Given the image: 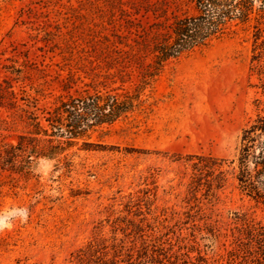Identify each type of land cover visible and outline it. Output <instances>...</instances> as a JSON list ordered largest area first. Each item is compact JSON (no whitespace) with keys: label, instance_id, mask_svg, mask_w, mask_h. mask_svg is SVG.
Returning <instances> with one entry per match:
<instances>
[{"label":"rangeland","instance_id":"rangeland-1","mask_svg":"<svg viewBox=\"0 0 264 264\" xmlns=\"http://www.w3.org/2000/svg\"><path fill=\"white\" fill-rule=\"evenodd\" d=\"M193 11L187 0H0V83L7 79L2 64L11 56L21 63L27 50L25 83L40 91V107L92 94L96 85L130 96L133 108L91 131L90 149H80L79 139L69 172L34 157L29 166L0 168V217L12 225L0 230V264H67L92 239L110 252L113 242L123 244L136 264L145 247L149 264H228L231 234L243 227L231 212L264 229V204L241 193L229 174L206 199L201 182L208 177L196 166L199 156L231 159L242 128L264 112V57L260 73L250 30H239L154 63L155 36ZM38 24L59 28L71 61L39 49L31 30ZM110 34L123 43L107 44ZM9 119L0 106V149L24 131ZM207 230L220 234L217 244L201 239ZM204 243H211L207 251Z\"/></svg>","mask_w":264,"mask_h":264},{"label":"trees","instance_id":"trees-1","mask_svg":"<svg viewBox=\"0 0 264 264\" xmlns=\"http://www.w3.org/2000/svg\"><path fill=\"white\" fill-rule=\"evenodd\" d=\"M187 1L192 4L194 11L175 17L165 27L164 32L155 36L151 46L154 63L161 65L165 60L180 57L214 40L237 34L239 30H250L253 43L251 63L256 62L253 68L263 73V65L259 62L264 57V0ZM30 11L31 9L28 14ZM31 30L33 39L43 43L40 50L53 53L58 50L63 60L73 59L72 46L60 42L59 28L53 30L45 24H38ZM110 36L114 37L113 40H110ZM110 36H103L110 46L116 48V43H123L122 36ZM10 47L13 55L19 53L16 51V45L11 44ZM44 47L47 48L43 49ZM6 49L7 47L3 51ZM119 51L121 60L122 50ZM19 54L23 55L21 63H17L11 56L7 58L10 63L2 64L7 79L4 84L0 83V106L9 111L10 119L4 120V123L9 124V127L11 124H21L24 131L18 135L16 145L8 144V148L0 149V168H12L11 166L19 162L29 166L34 157L53 159L57 170L65 168V171L69 172L72 170L75 155L70 151L71 147L81 139L80 149H90L88 147L93 143L86 138L90 137L91 131L131 113V97L120 99L116 94H103L102 92L110 91H102L94 85L92 94L59 98L52 107H40V91L31 85L27 88L25 83V69L30 62L29 54L27 50ZM14 83H18V86ZM111 148L113 147L108 149ZM96 150H106V147L99 144ZM198 159V170L208 177L207 181L201 182L206 199L215 197L216 191L224 185L226 175L229 174L236 180L241 193L264 204V112L258 113L242 128L231 159L209 156H199ZM224 164L227 165L226 169L223 168ZM231 213L233 219L243 221V227L231 234L227 263L264 264V229L247 221L244 216L238 217L236 212ZM206 233L201 239H208L212 245L217 244L220 234L214 230H207ZM103 244L104 241L96 239L87 241L83 248L79 249L75 260H70L67 264H136L131 252H122L123 244L113 242L112 252ZM210 245L211 243L203 244L206 251ZM142 255L145 258L142 264H149L146 247L141 252ZM198 258L206 263V258L200 252Z\"/></svg>","mask_w":264,"mask_h":264},{"label":"clouds","instance_id":"clouds-1","mask_svg":"<svg viewBox=\"0 0 264 264\" xmlns=\"http://www.w3.org/2000/svg\"><path fill=\"white\" fill-rule=\"evenodd\" d=\"M23 219H27V215L26 213L23 216ZM12 225L11 223L8 222V219L6 217H0V230L4 229V228H11Z\"/></svg>","mask_w":264,"mask_h":264}]
</instances>
